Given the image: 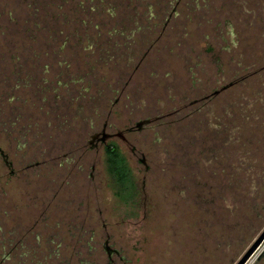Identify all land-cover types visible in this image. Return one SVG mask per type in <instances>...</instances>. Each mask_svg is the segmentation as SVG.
<instances>
[{
    "label": "rangeland",
    "instance_id": "1",
    "mask_svg": "<svg viewBox=\"0 0 264 264\" xmlns=\"http://www.w3.org/2000/svg\"><path fill=\"white\" fill-rule=\"evenodd\" d=\"M0 29L23 62L0 83V264H240L261 239L243 264H264V0H0Z\"/></svg>",
    "mask_w": 264,
    "mask_h": 264
},
{
    "label": "trees",
    "instance_id": "2",
    "mask_svg": "<svg viewBox=\"0 0 264 264\" xmlns=\"http://www.w3.org/2000/svg\"><path fill=\"white\" fill-rule=\"evenodd\" d=\"M112 1L113 0H111V2ZM105 152L107 171L113 179V187L115 189L116 196L119 199H124L125 192L132 190V188L135 192L137 187L131 177L132 169L129 166L125 154L116 143L110 142L106 144Z\"/></svg>",
    "mask_w": 264,
    "mask_h": 264
},
{
    "label": "flooded vegetation",
    "instance_id": "3",
    "mask_svg": "<svg viewBox=\"0 0 264 264\" xmlns=\"http://www.w3.org/2000/svg\"><path fill=\"white\" fill-rule=\"evenodd\" d=\"M28 8L31 10V8L28 6ZM29 10V11H30ZM35 12H37V11H35ZM43 12V11H42ZM11 14H13V12H11L10 13V17H11ZM33 15H35L34 14V12L32 13V14H28L27 16H28V18H27V22H29L30 24L33 22V19H32V17H33ZM38 15V14H37ZM20 19V23H22L21 22V18H19ZM39 26H40V24H39ZM6 31H7V29H5ZM5 30H3V29H0V83L3 85L5 82L3 81V79H4V76L5 75H7V73H11V69H14L15 71H17V73H16V75L17 76H20L21 77V73H22V64H23V62L22 63H20V61H22V57H20L21 55H18V56H15V57H13V59L12 58H10L9 57V54H5V53H8V52H5L3 49H2V45H4L5 44V38H9L10 36H14L15 34H13V32H12V30H10L9 31V33L8 32H6ZM16 36V35H15ZM19 41V40H18ZM13 54H17V53H13ZM35 56L34 55H32L31 56V58H34ZM7 58L8 59H10V61H6L7 60ZM11 59H12V61H11ZM15 60H16V63H15ZM7 63V64H6ZM36 63V62H35ZM18 69H20V70H18ZM20 74V75H19ZM3 75V76H2ZM1 78H2V80H1ZM104 135H105V137L104 138H107L106 136H109L108 134H106L105 132H104ZM103 137V136H102ZM104 138H102V140L104 139ZM109 143V142H108ZM107 143V144H108ZM105 146H106V144H105ZM4 157H5V154H4ZM36 253H38V252H36ZM9 257H4L3 259H8Z\"/></svg>",
    "mask_w": 264,
    "mask_h": 264
},
{
    "label": "water",
    "instance_id": "4",
    "mask_svg": "<svg viewBox=\"0 0 264 264\" xmlns=\"http://www.w3.org/2000/svg\"><path fill=\"white\" fill-rule=\"evenodd\" d=\"M264 238V235H263ZM262 240V239H261ZM260 240V241H261ZM260 241L254 246V248L247 254V256L245 257V259L240 263L243 264V262L249 257V255L253 252V250L259 245Z\"/></svg>",
    "mask_w": 264,
    "mask_h": 264
}]
</instances>
